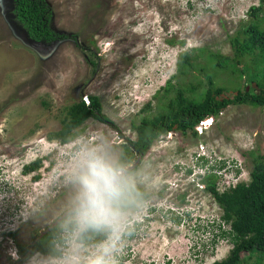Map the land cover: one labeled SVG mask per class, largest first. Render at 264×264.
<instances>
[{"label":"rangeland","instance_id":"rangeland-1","mask_svg":"<svg viewBox=\"0 0 264 264\" xmlns=\"http://www.w3.org/2000/svg\"><path fill=\"white\" fill-rule=\"evenodd\" d=\"M46 1L50 27L68 36L54 44L32 42L13 17L12 1L0 0V264L16 261L8 255L14 243L32 245L54 228L74 191L73 164L85 139L89 147L107 140L117 157L127 155L136 187L147 194L130 215L121 264L225 260L232 244L218 229L229 227L205 189L212 176L220 193L250 181L254 162L264 157V108L228 106L200 122L197 136L170 132L143 157L124 145L136 140L132 125L173 97L163 92L168 80L182 88L206 83V54L234 57L230 38L248 25L247 12L258 0ZM183 54L197 67L179 78ZM251 62L247 57L239 65L246 70L240 89L251 86ZM211 76L215 86L229 85L232 97L229 72ZM93 97L110 124L88 119L71 141L49 140L70 104ZM205 120L211 124L198 129ZM38 160L39 168L24 174ZM211 166L214 171L201 176ZM37 255L23 264H37ZM242 258L243 264H264L257 252Z\"/></svg>","mask_w":264,"mask_h":264},{"label":"trees","instance_id":"trees-1","mask_svg":"<svg viewBox=\"0 0 264 264\" xmlns=\"http://www.w3.org/2000/svg\"><path fill=\"white\" fill-rule=\"evenodd\" d=\"M11 1L15 21L26 31L32 42L54 44L68 38L50 27L52 9L46 0ZM258 2L257 6L250 7L247 12L248 25L241 27L235 36L230 38L234 57L230 59L215 53L206 54L207 67L201 69L206 83L200 81L197 86L190 84L182 88L181 85H173V79L168 80L163 87V92L165 96L173 92V97L166 102L158 103L159 111L154 116L140 120L137 126L132 125L136 140L128 141V144L124 145L127 151L143 157L156 138L173 131L183 135L190 132L193 136H197L194 128L201 121L208 117L217 118L221 111L231 105L264 108V0H258ZM247 57H250L252 61L249 66L254 68L253 76L249 79L251 86L246 92V88L239 87V82L244 78L246 71L245 67L239 68V65L244 63ZM196 67L197 65L193 64L188 54L181 55L178 61L177 77L182 78L188 74L189 70H195ZM215 70L229 72L227 83L234 86L232 97L229 98L228 95V98L222 97L223 94L230 92L229 85L215 86L211 76ZM253 83L256 84L257 89H253ZM88 119L110 124L102 115L100 103L96 97L89 98L88 102L79 100L70 104L61 120L60 129L51 133L48 136L49 140H58L61 143L71 141L75 130ZM122 159L126 162L130 160L127 155H124ZM39 162L38 160L25 166L24 174L36 171L39 168ZM213 177L209 178L205 191L220 209L222 225L229 227L225 230L219 226L218 236L232 244L228 257L215 264H243L242 255L245 253L257 252L260 256H264V157L254 162L250 181L247 184H238L220 193L212 181ZM36 179L37 177L34 178ZM136 188L142 193L144 202L147 194L141 188ZM179 199L182 203L184 202V196ZM51 231L52 229L45 235L34 238L32 245L16 244L20 260L15 264H23L33 254L45 253ZM102 239L103 237L96 238V240ZM29 250L30 253H28Z\"/></svg>","mask_w":264,"mask_h":264},{"label":"clouds","instance_id":"clouds-1","mask_svg":"<svg viewBox=\"0 0 264 264\" xmlns=\"http://www.w3.org/2000/svg\"><path fill=\"white\" fill-rule=\"evenodd\" d=\"M81 145L71 177L74 191L54 223L46 252L34 257L37 264H121L128 221L143 195L127 162L114 154L107 140L89 147L85 139ZM196 164L203 167L206 162L199 159ZM205 170L201 176L214 171L212 166ZM8 255L16 257L12 264L19 262L15 243Z\"/></svg>","mask_w":264,"mask_h":264},{"label":"water","instance_id":"water-1","mask_svg":"<svg viewBox=\"0 0 264 264\" xmlns=\"http://www.w3.org/2000/svg\"><path fill=\"white\" fill-rule=\"evenodd\" d=\"M252 87H253V89H257V86H256L255 83L252 84ZM249 88H250V87H247V88L245 89L246 92L249 90ZM234 95H237V93H234ZM222 97H223V98H228V96H227V95H224V94L222 95ZM40 236H43V235L40 234Z\"/></svg>","mask_w":264,"mask_h":264},{"label":"built area","instance_id":"built-area-1","mask_svg":"<svg viewBox=\"0 0 264 264\" xmlns=\"http://www.w3.org/2000/svg\"><path fill=\"white\" fill-rule=\"evenodd\" d=\"M207 123H210L209 121H204L203 123H201L202 125H200L199 127H198V129H200V128H206L208 125H207ZM211 124V123H210ZM197 130V129H196ZM199 133H202L201 131H199Z\"/></svg>","mask_w":264,"mask_h":264},{"label":"flooded vegetation","instance_id":"flooded-vegetation-1","mask_svg":"<svg viewBox=\"0 0 264 264\" xmlns=\"http://www.w3.org/2000/svg\"><path fill=\"white\" fill-rule=\"evenodd\" d=\"M16 244V243H15ZM28 253H30V250L28 251Z\"/></svg>","mask_w":264,"mask_h":264},{"label":"bare ground","instance_id":"bare-ground-1","mask_svg":"<svg viewBox=\"0 0 264 264\" xmlns=\"http://www.w3.org/2000/svg\"><path fill=\"white\" fill-rule=\"evenodd\" d=\"M209 123H207V125H208ZM210 125V124H209ZM208 127V126H207Z\"/></svg>","mask_w":264,"mask_h":264}]
</instances>
